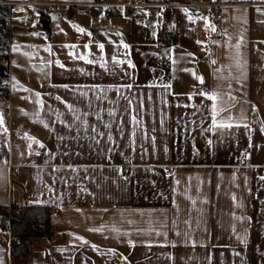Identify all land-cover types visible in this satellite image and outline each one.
<instances>
[{
    "label": "crops",
    "instance_id": "crops-1",
    "mask_svg": "<svg viewBox=\"0 0 264 264\" xmlns=\"http://www.w3.org/2000/svg\"><path fill=\"white\" fill-rule=\"evenodd\" d=\"M129 2L11 1L0 264L20 206L56 214L30 264H264V0Z\"/></svg>",
    "mask_w": 264,
    "mask_h": 264
},
{
    "label": "trees",
    "instance_id": "trees-1",
    "mask_svg": "<svg viewBox=\"0 0 264 264\" xmlns=\"http://www.w3.org/2000/svg\"><path fill=\"white\" fill-rule=\"evenodd\" d=\"M12 0H0V3ZM8 12V8L0 6V15ZM4 70L0 71V77L8 78L7 66L3 64ZM1 93H6L8 98L7 82L0 83ZM50 208L47 206H20L13 207L10 212L8 231L12 236L19 239L17 243L10 245L11 264H30L31 245L35 239H50L54 235V228L50 221Z\"/></svg>",
    "mask_w": 264,
    "mask_h": 264
},
{
    "label": "built area",
    "instance_id": "built-area-1",
    "mask_svg": "<svg viewBox=\"0 0 264 264\" xmlns=\"http://www.w3.org/2000/svg\"><path fill=\"white\" fill-rule=\"evenodd\" d=\"M101 2V0H99ZM14 4L11 2H3L0 3V6H5L7 8H10ZM139 5L138 0H130V2L125 6L127 9ZM178 4H170V3H164L162 4V7L164 9H168L170 7L176 6ZM180 5V4H179ZM178 5V6H179ZM182 6H189L186 4H181ZM214 18L216 20H219L221 18V6L220 5H213L210 6ZM127 14H129V11H127ZM13 27L11 17L9 12H6L2 15H0V60H8L10 54H11V48H12V42H11V29ZM157 42L162 44H168V45H176L179 42V37L176 33H165L161 32L157 36ZM8 80V78L0 77V83H4ZM1 98L5 99L7 98L6 93H1ZM19 138H22L23 136H18ZM241 164L244 163V160L240 162ZM53 216H55V213H51ZM10 234V232L8 231ZM10 241L11 243H17L19 239L15 236H12L10 234Z\"/></svg>",
    "mask_w": 264,
    "mask_h": 264
},
{
    "label": "snow or ice",
    "instance_id": "snow-or-ice-1",
    "mask_svg": "<svg viewBox=\"0 0 264 264\" xmlns=\"http://www.w3.org/2000/svg\"><path fill=\"white\" fill-rule=\"evenodd\" d=\"M184 11L187 12L186 9H185ZM188 19L191 20V19H192V16L189 15V16H188ZM75 27H77V31H79L80 33H84V32H85V29L80 28V27H78V26H75ZM212 31H215V28H214V27L212 28ZM89 35H91V33H89ZM197 43H200V42L198 41ZM65 47L75 48L76 46H75V45H65ZM85 47L88 48L89 45H85ZM123 47H124L125 49H128V48H129V45L124 44ZM99 48H100L101 50H103V49H104V45H103V44H100V45H99ZM48 51H51V49L49 48ZM72 55H75V54L72 53ZM79 59H84V60H86L87 63H89V64L93 63L92 60L87 59V57H85V56H83V55L79 56ZM116 63H121V64H122V63H124V61L116 60ZM213 63H215V61H213ZM60 66L63 67L64 65L61 64ZM132 66L134 67V65H132ZM198 79H199L200 83H203V82H204V81H203V77H199ZM128 87H131V85H128ZM165 87H171V86H170V85H165ZM25 90L27 91V89H25ZM37 95H39V94L37 93ZM216 98H217V97H216L215 95H211V96H209V99H212V100H215ZM41 103H42V102H41ZM69 107H71V106L69 105ZM213 113H215V106H213ZM213 123H214V126H216V125H215V120H213ZM3 124H4V119H3V116L0 115V125H3ZM218 126H219V127H222V128H231L233 125H232V124H224V123H221V124H219ZM45 127H47V125H45ZM244 127H248V125H244ZM262 130H264V129H262ZM4 131L6 132V131H7V128H4ZM29 139L32 140L34 143H39V145H40L41 148L44 147L43 143L39 142L35 137H29ZM209 143H211V141H209ZM261 179H264V177H262ZM177 183H179V182L177 181ZM91 231H98V229H91ZM79 239H83V238L81 237V238H79ZM85 243H87V241H85ZM93 247L95 248L96 246L94 245Z\"/></svg>",
    "mask_w": 264,
    "mask_h": 264
},
{
    "label": "water",
    "instance_id": "water-1",
    "mask_svg": "<svg viewBox=\"0 0 264 264\" xmlns=\"http://www.w3.org/2000/svg\"><path fill=\"white\" fill-rule=\"evenodd\" d=\"M41 29L46 33L47 36H49V26L48 21L46 19H42L39 22ZM4 70V67L0 65V71Z\"/></svg>",
    "mask_w": 264,
    "mask_h": 264
}]
</instances>
